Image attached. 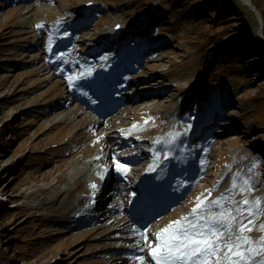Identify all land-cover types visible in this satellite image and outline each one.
<instances>
[{"label":"rangeland","instance_id":"rangeland-1","mask_svg":"<svg viewBox=\"0 0 264 264\" xmlns=\"http://www.w3.org/2000/svg\"><path fill=\"white\" fill-rule=\"evenodd\" d=\"M39 1L34 0L27 4L17 5L15 0L12 2L0 0V133L3 135V141L0 143V199L5 202L0 206L5 209L11 207L10 210L0 213V264H130L124 260L125 253H129V251L126 249L123 250V253L121 249L134 245L133 241L128 239L133 237L130 230L134 227L132 222L119 231L120 224L117 226L108 225L107 221L101 224L99 221H94L88 225L87 229L72 230L66 226L70 207H63L59 203L64 204L66 195L51 205L45 207L43 205L39 210L30 208L22 199L21 195L26 192L27 187H31L33 190L38 187L44 189L41 194L42 204L45 203V197L52 195L59 187L63 190L87 189L84 186L85 181L75 182V176L76 174L80 175V164L84 167L88 163L84 159L92 156L96 147L95 136L83 134L84 127L94 121L96 116L89 111L80 117L82 106H78V102L71 105L72 97L66 88L68 83L64 79L56 77L47 51L51 43L50 40L54 39L52 38L54 37L52 36L53 20L60 19L66 13H71L73 15H70L72 17L68 21H73V23H66L68 25L66 27L74 28L75 23L80 20L76 12L81 10L83 3L87 0ZM96 1L97 6L105 4L100 13L98 12V15L102 16L97 20L86 21L85 23L88 25L83 31H74V29L71 31V33L77 34V43L73 44L72 50L74 53L77 49L82 50L79 54L81 57L89 58L90 55H95L90 53L93 46L103 45L96 40L89 41L90 39L98 37L101 41H109L108 38H104V33L111 31L109 24L115 23L117 19L128 15L129 24H132L133 20L144 23L146 21L145 14H141V10L137 7L145 6L150 0H130L131 3L128 0ZM254 1L256 4L250 0L259 16L261 15V21L258 20L250 6L242 4V0H238L237 3L242 7L243 14H235L237 18L228 24L221 23L219 27L217 23L221 20L215 18L217 14L212 13L209 18H206L205 8L198 9L199 6L205 4L204 0H174V2L170 0L172 5H178L180 19L185 23V26L179 25L175 32L180 40L178 46L182 48L178 49L176 46L167 44L164 48L147 55L145 63L139 66L143 76L138 81L150 80L156 76H166V74L160 75L157 72L165 70L171 64L170 67H174L177 63L176 58L183 61L185 57L184 62L194 63L187 66L185 70H176L178 75H168L175 82L178 80L176 84L182 81L177 88L166 95L160 97L154 95L147 98L156 99L160 101L159 103L151 102L147 108L133 109L137 102L135 100L137 94L133 93L131 94L133 101L128 105L127 115H118L114 121H106L105 127H113L114 131L123 133L151 132L156 133L159 137L170 129L178 130L180 127H189V125L193 128L199 124L195 118L198 115H203L207 110L200 108L199 105L186 104L179 95L183 90L182 85L189 81L193 75L198 74L205 61L206 65L209 60L215 61L208 72V77L214 82L213 86L215 87L219 83H224V78L229 74L239 75L241 71H231L227 66H236V63H241L242 69L252 76L246 80L252 81L249 82V85L242 86L243 91H239L231 85L228 86L231 88L230 93L236 96L237 101L245 104L247 112L241 113L237 110V116L240 122L250 128L248 134L251 137L242 133H229L224 136L226 132H229L230 116L235 115V112L228 113L229 118L224 119L225 112L223 110L221 120H223L225 129L217 132L220 137L212 138V140H217L214 148L217 152L215 161L218 160V156L226 153L224 155L229 163L254 164L258 158L249 156L244 147L236 146L235 143L246 142L249 138H256L264 133V21L262 18L264 17V0ZM182 10L187 12L188 19L181 18ZM196 10H198L197 17L204 18V20L209 19L208 28L217 29L219 34L217 40L199 39L198 37L203 32H197L195 36H192V31L195 28L199 29L197 26L192 28L191 23L192 18L196 16L194 14ZM44 22L47 23L45 29ZM101 23H105L107 28L98 32L94 26ZM234 40L237 42L234 43ZM201 43L213 44L214 51L209 46L204 47L202 51ZM106 45V49L109 50L112 42H107ZM126 45L127 42H125L124 49H126ZM138 46L142 51L145 50L140 44L136 45L134 50ZM101 49L105 50L104 47ZM202 52L204 57L208 54L209 56L202 59ZM215 56L220 59L217 60ZM253 57L256 59L249 61L251 64L248 65V60ZM219 63L227 65L221 74L215 72ZM107 67L110 68V66ZM135 67L137 68L138 64H135L133 68ZM105 71L106 67L104 66L96 72L95 76H101ZM137 74L134 72L130 76L136 77ZM133 84H138V87L139 85L146 86L148 83L134 81L123 88H129ZM253 99H257L259 103L257 112L251 117L253 107L251 101ZM144 100L146 99L142 101ZM223 104L226 105L225 111H228L230 106L228 99L223 101ZM232 108H238L237 104L232 105ZM83 109L86 110L85 106ZM262 110L263 117L261 116ZM155 112L158 114H154ZM212 115L214 114L212 113ZM30 118L34 120L32 124L34 129L27 130L26 123ZM121 119H126V122ZM101 120L103 119H98L97 126L101 125ZM12 133L15 134V137L10 140L13 136ZM103 133L99 131V135ZM208 135L210 132H206L205 136ZM4 141H8V143L4 144ZM158 148L166 150L167 145L157 144V149L152 152L154 158L159 156ZM236 149L238 152L234 153ZM140 152L138 146L128 144L119 154L131 155L134 159ZM93 157L95 158V156ZM98 162L100 163V161ZM12 174L16 176L14 180L11 177ZM213 174L214 172H207L206 175L210 177V181L194 187L193 191H197V197L202 194L207 195L208 190L211 189L213 196L209 201H213L225 193H229L232 189L233 177L222 172L219 173L218 182L213 183ZM71 178L73 179L71 180ZM11 182L12 185L7 187ZM78 185L81 187L79 188ZM116 187L115 196L117 199L121 194L128 195L131 189V186L123 181ZM202 187L205 190L199 191ZM49 191L52 193H48ZM9 193L15 196L14 202L18 204L17 208L12 209ZM231 195L232 200L237 204L244 199L243 194L241 198L235 196L234 192ZM51 198H47L46 201ZM193 202L191 199L184 203L190 205ZM263 205L264 202L261 206ZM182 207L183 212L187 213L189 208ZM123 208L126 209L127 206L124 205ZM61 212L62 214H60ZM122 213L123 211L116 215L122 216L123 221L128 220L129 216ZM260 224H264V213L256 219V225ZM248 234L255 241L264 236V233L258 229ZM95 236H99L98 240L101 239V241L93 242ZM104 247H116L117 251L114 255L100 251ZM141 249H143L142 255L147 258V247L143 245ZM96 251L98 252L95 253Z\"/></svg>","mask_w":264,"mask_h":264},{"label":"snow or ice","instance_id":"snow-or-ice-1","mask_svg":"<svg viewBox=\"0 0 264 264\" xmlns=\"http://www.w3.org/2000/svg\"><path fill=\"white\" fill-rule=\"evenodd\" d=\"M68 79L72 83L73 78ZM155 143L169 144L174 141ZM156 158L159 160V156ZM168 158L165 153V159ZM113 163L116 171L123 174L129 171L126 164L115 158ZM91 187L95 188L96 185ZM237 190L250 193L252 185L248 180L243 181V186L234 181L229 193L216 200L197 197L190 215L171 221L157 231L151 240L146 232H142L144 243L151 249L148 252L151 264H264V236L255 241L246 235L257 229L264 233V224L256 225V219L264 213L262 201L259 198L255 201L245 198L238 204L233 200L234 207H225L232 199L231 194ZM211 194L210 189L208 196ZM214 208L219 211L213 212ZM137 258L141 264H146L143 256Z\"/></svg>","mask_w":264,"mask_h":264},{"label":"bare ground","instance_id":"bare-ground-1","mask_svg":"<svg viewBox=\"0 0 264 264\" xmlns=\"http://www.w3.org/2000/svg\"><path fill=\"white\" fill-rule=\"evenodd\" d=\"M31 1H34V0H31ZM39 2H46V0H40ZM251 4H252V2H251ZM68 73L69 72H67L66 75ZM132 80H137V76H136V78H132ZM143 83H148L146 86L143 87V89L144 88H149L151 86L157 85L159 83V79L156 78V79L150 80V81L149 80H144ZM131 87L134 89L136 86L133 85ZM133 89H125V93L128 94V96H130L129 93ZM148 97H151V95H142V96L139 95L138 98H137L138 100H136L137 102L134 104L133 107L138 109L139 107H147V106H149L151 102H156V103H159L160 102V101H158L156 99H147ZM143 99H146V100L142 101ZM74 100H77V99L74 98ZM77 101H79V100H77ZM83 107L80 108L82 110V113L79 114L80 117L90 111V109L88 107L86 108V110L83 109ZM125 112H127V108L126 107H125V109L123 108V109H119V110H117L115 112H112L114 114H112L110 116L109 121H114L115 118L118 115H125L126 114ZM154 114H158V112H155ZM107 116H109V115H107ZM121 120L124 121V122H126V119H121ZM97 122H98V120L95 119L94 121L90 122L86 127H84L83 134L85 136L93 135L95 137H98L99 136V131L100 132H104V134H105L104 137L102 139H100V141H97L96 142V145L99 147L100 145L109 144V152H107L108 154L105 156L106 163H110V165L116 166L113 163V159L115 158L116 161L125 164V162H124L125 159H123L122 157H120L119 155H117V151H119V147H121L120 149H123L124 148V145L121 146V143H120V140H122V139H120V137H118V136L117 137L114 136L115 135V132L112 130L113 127L112 128L111 127H105V122H106L105 119L101 120V125L100 126H97ZM188 132H191V130L188 131ZM248 133L249 132H245L244 134L248 135V137H251ZM88 165H89V163H87V165L84 166L85 168L82 167L83 166L82 164H80V166H79L80 169H81V172H79V173L82 175L81 176V178H82L81 180L84 179L85 181H89L88 179L90 177V174L93 172V170L99 169L97 167V165H96V161H91V163L89 165V167L92 168L91 170L89 169ZM150 165H151V163H150V161H149L146 153H141L139 155V158H138L137 163L134 164V166L130 167L129 168V171L126 174H124L123 176H120L119 177V180H124L126 182L136 181V178L135 177L139 173L145 172ZM93 174H95V173L93 172ZM197 174H198V172H194L193 175H197ZM198 176L199 175H197V179H196L198 182H200V181H207L208 180V177H207V175L205 173L201 175V178L198 177ZM94 177H95V175L93 176L92 179H90L92 182L94 181ZM72 179L73 178H71V180ZM11 185H12V182L9 184V186H11ZM115 190H117L116 189V180H113L111 182V184H110V191H109L111 193L110 194L111 195L110 200H113L114 199V197H115ZM62 191H63V189L60 188V187L58 189H56V191L54 193H52V192L49 191L48 193H52V195L45 197V203H46V199L47 198H50V197H54V198L51 199L52 200V203L56 202L58 200L57 198H61L62 197V195L59 194ZM43 192H44V189H40L39 187L36 188V189H34V190L31 187H27L26 192L23 193V195H21V196H22V199L25 200V204L27 206H29L30 208H34V209L39 210V209H41V207L43 205L46 206L45 203L42 204L43 200L41 199V196H42L41 194H43ZM189 192H190V190L188 192H186L184 194V196L186 197L189 194ZM201 198H204V197H201ZM4 203H5L4 200L0 199V204H4ZM123 203H124V199H123V196H121L120 201L117 204L118 205V209L117 210L115 209L113 213L110 212V211H108L103 216L102 222H106L107 221L108 222L107 223L108 225H112V224H116L117 225L121 221V218L120 217H117L116 216V213L119 212V209L122 207ZM212 211L213 212H217V211H219V209H215L214 208V209H212ZM190 212H189V214H187V216L190 215ZM126 223H124L123 225H125ZM69 224L72 225L71 222ZM137 232L138 231L133 232L132 234H134V236H136ZM131 241H133V240H131ZM126 249L125 250L126 251H129V254L130 255L133 254V253H130L131 250H132V248H126ZM127 254H128V252H127ZM140 254H143V252L141 251L138 255H140ZM120 259H122V258H120ZM115 260H117V259H115ZM124 260L127 263H130V264H137L135 259H130L129 257H126ZM138 263H140L139 260H138Z\"/></svg>","mask_w":264,"mask_h":264},{"label":"trees","instance_id":"trees-1","mask_svg":"<svg viewBox=\"0 0 264 264\" xmlns=\"http://www.w3.org/2000/svg\"><path fill=\"white\" fill-rule=\"evenodd\" d=\"M201 1H203V0H201ZM252 1L255 3L254 0H252ZM173 2H174V0H173ZM177 2H179V1H177ZM237 2H238V0H204L205 4L199 6L198 9L205 8V11L207 12L206 18H209V16L212 13L217 14V17H215V18L221 20L217 23L218 25L221 23L228 24L234 18H237V16L235 14H241V15L243 14L242 9H241L242 7L240 5H238ZM173 5H174V7L178 6L177 4H173ZM215 7H217V8H215ZM178 10H179V8H178ZM197 12H198V10H196L194 12V14L196 16L192 18L191 23H192V28H194V26H197V27H199V29L195 28L192 31L193 32L192 36H195L197 34V32H203L200 35V37H198L199 39L217 40L219 37L217 29L212 30V29L208 28L209 19L204 20V18L197 17ZM263 16H264V12H263ZM181 18L184 20L188 19V14L185 10L181 11ZM263 19H264V17H263ZM177 21L178 20L175 19L174 23H176ZM219 27H220V25H219ZM236 42H237V40H234V43H236ZM200 45H208V43H201ZM12 134L15 135L14 133H12ZM11 140H13V138H11ZM2 141H3V135L0 133V143ZM5 143H8V141H4V144Z\"/></svg>","mask_w":264,"mask_h":264},{"label":"water","instance_id":"water-1","mask_svg":"<svg viewBox=\"0 0 264 264\" xmlns=\"http://www.w3.org/2000/svg\"><path fill=\"white\" fill-rule=\"evenodd\" d=\"M243 1L246 2L247 4L251 3L250 0H243Z\"/></svg>","mask_w":264,"mask_h":264}]
</instances>
